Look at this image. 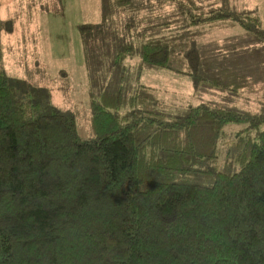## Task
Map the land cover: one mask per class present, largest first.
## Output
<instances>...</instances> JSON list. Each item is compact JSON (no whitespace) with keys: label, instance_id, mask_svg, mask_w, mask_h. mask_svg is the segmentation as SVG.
<instances>
[{"label":"trees","instance_id":"1","mask_svg":"<svg viewBox=\"0 0 264 264\" xmlns=\"http://www.w3.org/2000/svg\"><path fill=\"white\" fill-rule=\"evenodd\" d=\"M113 1L80 27L89 138L47 88L6 73L0 16V264H264V113L180 105L142 82L155 68L239 92L264 49L223 57L168 29L132 41L133 21L108 18L139 0ZM187 3L191 30L227 23L264 42L259 14L201 19Z\"/></svg>","mask_w":264,"mask_h":264},{"label":"rangeland","instance_id":"2","mask_svg":"<svg viewBox=\"0 0 264 264\" xmlns=\"http://www.w3.org/2000/svg\"><path fill=\"white\" fill-rule=\"evenodd\" d=\"M160 1L139 0L129 7L114 4L108 21L112 26L133 21L135 27L129 37L132 41L151 32L169 35L168 29L184 38H194L205 50L223 45V57L231 54L241 58L246 54L251 58L254 49H264V42L248 33L244 35L245 30L238 25L227 28V23L215 27L201 24L191 30L189 13L182 11H189V0ZM191 8L201 19L213 9L226 8L249 24L251 19L247 16L259 14L264 28V0H195ZM103 14L102 0H0L6 73L47 88L54 106L75 114L78 133L83 138L92 137L94 132L80 27L99 23ZM170 20L174 22L169 27L155 26ZM229 38L230 42L226 41ZM249 72V78L255 81L233 93L207 85L196 90L191 76L155 68L144 72L142 82L158 89L161 98L180 105L211 103L242 113L262 114L264 70ZM236 129L232 126L229 132Z\"/></svg>","mask_w":264,"mask_h":264}]
</instances>
